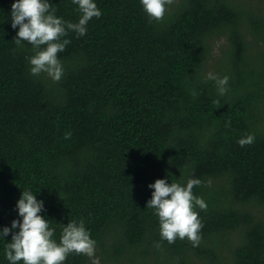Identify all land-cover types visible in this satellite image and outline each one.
<instances>
[{"label":"trees","instance_id":"1","mask_svg":"<svg viewBox=\"0 0 264 264\" xmlns=\"http://www.w3.org/2000/svg\"><path fill=\"white\" fill-rule=\"evenodd\" d=\"M14 2L0 0V229L22 220L28 190L57 241L84 221L100 264H264V0H174L151 23L140 0H94L102 15L64 37L58 82L30 73L31 45L13 41ZM50 3L78 22L72 0ZM208 73L229 77L224 95ZM248 134L254 143L241 147ZM157 179L202 181L198 247L162 240L147 208Z\"/></svg>","mask_w":264,"mask_h":264},{"label":"clouds","instance_id":"2","mask_svg":"<svg viewBox=\"0 0 264 264\" xmlns=\"http://www.w3.org/2000/svg\"><path fill=\"white\" fill-rule=\"evenodd\" d=\"M78 5L81 16L77 23L65 21L56 15V8L50 0H15L11 5V26H19L14 38L18 47H23L27 41L34 55L29 58L30 73L38 76L46 73L53 81H60L64 69L58 54L63 52L70 39H65L69 32H75L82 37L87 32V24L92 18H100L102 13L94 0H72ZM149 22L163 20L167 6L174 0H140ZM207 79L216 83L220 95L227 92L229 77L223 78L208 73ZM196 95V93H193ZM218 103V101L216 102ZM71 133H65V139H70ZM254 134H248L238 143L241 147L254 143ZM200 179H189L185 185L179 181L168 183L166 179H157L148 187L154 189L152 198L147 202V208L154 209L159 219L162 240L169 244L176 239L187 238L198 247L201 240L203 224L199 218L197 208L207 210L205 201L193 194V188L201 185ZM22 220H13L11 227L0 229V237L11 233V242L5 246L6 259L10 264H64L72 254L86 255L92 259V264H100L96 257V241L91 238L90 231L83 220L69 221L62 227V233L57 241L54 238L55 229L50 227V221L41 215L44 202L28 190L22 191L16 205ZM18 229V231H15ZM159 249L161 244L154 242Z\"/></svg>","mask_w":264,"mask_h":264},{"label":"rangeland","instance_id":"3","mask_svg":"<svg viewBox=\"0 0 264 264\" xmlns=\"http://www.w3.org/2000/svg\"><path fill=\"white\" fill-rule=\"evenodd\" d=\"M224 41V38H215V49L218 51L220 50V45L222 44V42ZM220 66V63L218 65L214 66V69L218 68ZM258 210L260 212H262L264 214V207H258ZM99 250V249H98ZM225 255H229L230 257H232L233 255L231 253L228 252L227 249H224ZM98 254L101 256L102 254L100 252H98Z\"/></svg>","mask_w":264,"mask_h":264}]
</instances>
